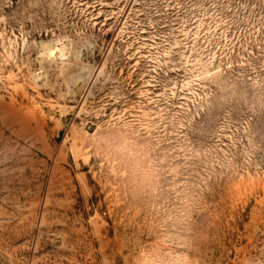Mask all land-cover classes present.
<instances>
[{
  "label": "rangeland",
  "instance_id": "374dc122",
  "mask_svg": "<svg viewBox=\"0 0 264 264\" xmlns=\"http://www.w3.org/2000/svg\"><path fill=\"white\" fill-rule=\"evenodd\" d=\"M0 264H264V0H0Z\"/></svg>",
  "mask_w": 264,
  "mask_h": 264
}]
</instances>
